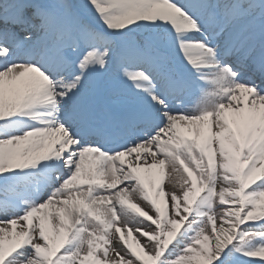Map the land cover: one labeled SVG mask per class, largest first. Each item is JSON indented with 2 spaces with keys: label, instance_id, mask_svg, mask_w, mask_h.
<instances>
[{
  "label": "snow or ice",
  "instance_id": "1",
  "mask_svg": "<svg viewBox=\"0 0 264 264\" xmlns=\"http://www.w3.org/2000/svg\"><path fill=\"white\" fill-rule=\"evenodd\" d=\"M0 264H264V0H0Z\"/></svg>",
  "mask_w": 264,
  "mask_h": 264
}]
</instances>
